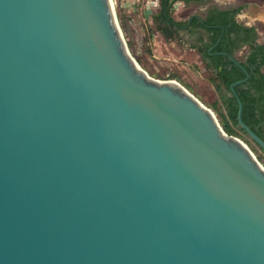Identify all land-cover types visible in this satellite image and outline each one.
Wrapping results in <instances>:
<instances>
[{
	"label": "water",
	"instance_id": "95a60500",
	"mask_svg": "<svg viewBox=\"0 0 264 264\" xmlns=\"http://www.w3.org/2000/svg\"><path fill=\"white\" fill-rule=\"evenodd\" d=\"M0 264H264L263 164L140 66L112 0H0Z\"/></svg>",
	"mask_w": 264,
	"mask_h": 264
},
{
	"label": "trees",
	"instance_id": "16d2710c",
	"mask_svg": "<svg viewBox=\"0 0 264 264\" xmlns=\"http://www.w3.org/2000/svg\"><path fill=\"white\" fill-rule=\"evenodd\" d=\"M159 1L161 12L154 20L165 37H173L172 29H186L189 34L198 36L199 43L195 48H198L202 55L206 68L212 72L227 111L226 120L222 124L225 132L237 136L241 132L246 142H253L237 118L239 98L243 104V121L264 140V43L259 42V33L255 26H246L237 21L236 16L242 8H212L205 17L194 16L189 23V19L176 21L172 18L173 5L177 1L188 4L203 3L207 0ZM243 47H247V52L244 58L238 59L236 53ZM227 54L235 56L249 72L248 80L235 86V93L232 92L231 85L244 79L246 74ZM256 146L264 153L260 146Z\"/></svg>",
	"mask_w": 264,
	"mask_h": 264
},
{
	"label": "rangeland",
	"instance_id": "374dc122",
	"mask_svg": "<svg viewBox=\"0 0 264 264\" xmlns=\"http://www.w3.org/2000/svg\"><path fill=\"white\" fill-rule=\"evenodd\" d=\"M113 4L129 51L140 66L156 79H174L181 83L213 111L223 128L227 111L223 105L221 91L213 80V74L206 68L194 43L173 37L167 38L159 29L154 16L161 12L160 1L113 0ZM213 6H216L215 0L188 4L177 1L171 9L172 18L176 21H186L193 14L203 17ZM238 137L264 166V153L260 148L254 142H246L241 132Z\"/></svg>",
	"mask_w": 264,
	"mask_h": 264
},
{
	"label": "crops",
	"instance_id": "0c3cea01",
	"mask_svg": "<svg viewBox=\"0 0 264 264\" xmlns=\"http://www.w3.org/2000/svg\"><path fill=\"white\" fill-rule=\"evenodd\" d=\"M215 3L216 6L212 8L221 10L241 7V11L236 16L237 21L246 26H255L259 33V42L264 43V0H215ZM197 16L201 17L200 15ZM194 46L197 45L194 44Z\"/></svg>",
	"mask_w": 264,
	"mask_h": 264
},
{
	"label": "bare ground",
	"instance_id": "6f19581e",
	"mask_svg": "<svg viewBox=\"0 0 264 264\" xmlns=\"http://www.w3.org/2000/svg\"><path fill=\"white\" fill-rule=\"evenodd\" d=\"M113 1V0H112Z\"/></svg>",
	"mask_w": 264,
	"mask_h": 264
},
{
	"label": "flooded vegetation",
	"instance_id": "af4514ba",
	"mask_svg": "<svg viewBox=\"0 0 264 264\" xmlns=\"http://www.w3.org/2000/svg\"><path fill=\"white\" fill-rule=\"evenodd\" d=\"M197 36V35H196Z\"/></svg>",
	"mask_w": 264,
	"mask_h": 264
}]
</instances>
